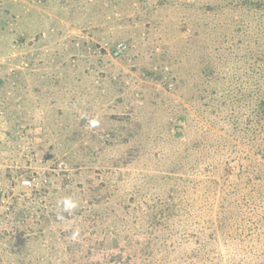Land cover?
I'll return each mask as SVG.
<instances>
[{
  "label": "rangeland",
  "instance_id": "1",
  "mask_svg": "<svg viewBox=\"0 0 264 264\" xmlns=\"http://www.w3.org/2000/svg\"><path fill=\"white\" fill-rule=\"evenodd\" d=\"M0 79L5 264L152 208L154 260L264 264V0H0Z\"/></svg>",
  "mask_w": 264,
  "mask_h": 264
},
{
  "label": "trees",
  "instance_id": "2",
  "mask_svg": "<svg viewBox=\"0 0 264 264\" xmlns=\"http://www.w3.org/2000/svg\"><path fill=\"white\" fill-rule=\"evenodd\" d=\"M1 83L2 80L0 79V84ZM258 107L260 109L261 118L264 120V93L258 101ZM73 210L74 209H71L68 214L75 216L74 213L72 214ZM21 212L23 211H19L20 215H22ZM86 213V215L79 214L83 217L82 223L78 224L80 227V237L64 240L61 248V255L56 257L55 261H52V257L47 258L46 255L38 257L30 256V259L32 258L33 260V264H138L139 260H142V264H170L166 258H161L157 261L154 260L153 257V249L158 246L157 242L154 241V236L156 231L161 229L159 228V226H161L159 219L164 217V211L162 209H149V211H147L148 215H145L149 221L147 225L150 229L148 239L146 237L142 239L137 237L134 239L126 236L125 239L120 240V238L112 236L113 233H111L112 229L110 226H102L103 224L97 223L96 213L90 210ZM68 214L61 213L60 217H63V219L57 216L55 218H59L62 222H66ZM72 216L70 219H72ZM71 232L76 233L74 229H72ZM151 236H153L152 239H150ZM34 239H36V237ZM24 242L26 241L24 240ZM52 243L51 241V244ZM25 244L26 243H22L20 246L24 247ZM138 246L139 251L130 254V249L133 250L134 247ZM21 252L22 249L18 248V250H16L14 247L9 251V253L14 256L19 255ZM0 264H5L1 254ZM184 264L210 263L208 258L205 259V257H201L198 250L193 249L184 260Z\"/></svg>",
  "mask_w": 264,
  "mask_h": 264
},
{
  "label": "clouds",
  "instance_id": "3",
  "mask_svg": "<svg viewBox=\"0 0 264 264\" xmlns=\"http://www.w3.org/2000/svg\"><path fill=\"white\" fill-rule=\"evenodd\" d=\"M92 123L96 124L97 122L92 121ZM60 203L63 205L65 211H69V210L74 209L76 207V204L69 199H65V200L61 201ZM59 218L63 219V217H59ZM76 235H78V233L73 234V239H75Z\"/></svg>",
  "mask_w": 264,
  "mask_h": 264
},
{
  "label": "built area",
  "instance_id": "4",
  "mask_svg": "<svg viewBox=\"0 0 264 264\" xmlns=\"http://www.w3.org/2000/svg\"><path fill=\"white\" fill-rule=\"evenodd\" d=\"M118 52H120V51H118Z\"/></svg>",
  "mask_w": 264,
  "mask_h": 264
}]
</instances>
